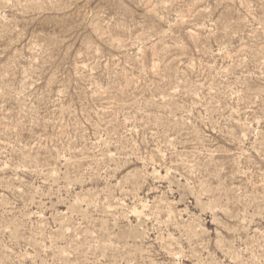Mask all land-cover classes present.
I'll use <instances>...</instances> for the list:
<instances>
[{
	"label": "rangeland",
	"instance_id": "374dc122",
	"mask_svg": "<svg viewBox=\"0 0 264 264\" xmlns=\"http://www.w3.org/2000/svg\"><path fill=\"white\" fill-rule=\"evenodd\" d=\"M0 264H264V0H0Z\"/></svg>",
	"mask_w": 264,
	"mask_h": 264
}]
</instances>
